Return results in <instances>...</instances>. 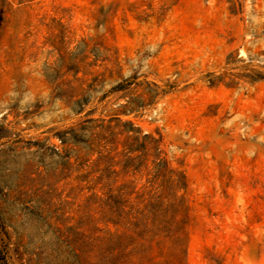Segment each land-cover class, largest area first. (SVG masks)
<instances>
[{
	"label": "rangeland",
	"instance_id": "rangeland-1",
	"mask_svg": "<svg viewBox=\"0 0 264 264\" xmlns=\"http://www.w3.org/2000/svg\"><path fill=\"white\" fill-rule=\"evenodd\" d=\"M0 264H264V0H0Z\"/></svg>",
	"mask_w": 264,
	"mask_h": 264
}]
</instances>
